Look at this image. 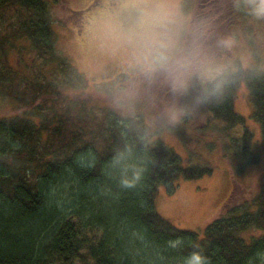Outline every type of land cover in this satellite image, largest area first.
<instances>
[{
    "label": "trees",
    "instance_id": "16d2710c",
    "mask_svg": "<svg viewBox=\"0 0 264 264\" xmlns=\"http://www.w3.org/2000/svg\"><path fill=\"white\" fill-rule=\"evenodd\" d=\"M234 2L191 16L198 44L208 47L207 35L228 26L238 5L251 7L250 0ZM191 6L180 1L185 13ZM54 21L48 0H0V264H181L194 246L209 264L258 260L264 234L252 229H264V177L250 197L233 182L202 232L163 217L155 198L162 184L174 190L180 178L213 171L197 142L218 144L233 175L260 160L234 98L244 82L264 136V71L234 59L205 81L196 111L171 94L169 73L156 79L163 70L135 86L118 73L89 88L57 47ZM172 105L186 112L176 124L165 115ZM164 130L180 139L185 158L161 139ZM118 153L152 159L136 188L122 189L114 178L109 165Z\"/></svg>",
    "mask_w": 264,
    "mask_h": 264
},
{
    "label": "rangeland",
    "instance_id": "374dc122",
    "mask_svg": "<svg viewBox=\"0 0 264 264\" xmlns=\"http://www.w3.org/2000/svg\"><path fill=\"white\" fill-rule=\"evenodd\" d=\"M48 1L55 18L53 28L58 34L57 47L85 74L89 88L98 81L114 79L118 73L132 77L129 82L134 86L148 74L156 75L162 70L163 75L155 77L163 80L169 73V67H161L154 57L145 59L141 55L147 37L161 32L177 38L168 65L174 59L184 57L187 49L189 52L202 51L208 57L206 63L197 65L179 98L188 99L187 104L191 109L195 108L194 111L200 103L199 96L205 81L232 67L234 59H238L244 66L251 65L264 71V18L253 17L242 4L232 11L228 26L224 22L217 33L207 35L211 44L204 47L189 32V27L193 25L191 21L194 23L190 14L192 15L197 0H191L189 13L181 11V0ZM234 1L236 5L238 0ZM145 5H159L169 15L171 22L160 28L154 27L149 20L141 27L139 13ZM224 41L230 43L225 46ZM145 73L144 77L141 76ZM0 104V108L4 106L3 103ZM234 108L244 116L246 125L252 130V148L259 153L260 160L247 166L243 172L233 175L218 144L207 149L203 141L197 142V149L213 166V171L198 178H180L174 183V190H168L167 185L162 184L155 198L158 213L178 227L202 232L205 225L221 211L233 182L245 186L246 195L250 197L257 191L264 177V136L259 124L251 116V103L244 82L236 88ZM160 137L182 158L186 157V149L174 133L164 130ZM252 231L256 235L264 234V229ZM76 264L82 263L78 261ZM251 264H264V253L259 254L258 260Z\"/></svg>",
    "mask_w": 264,
    "mask_h": 264
},
{
    "label": "clouds",
    "instance_id": "9594fccd",
    "mask_svg": "<svg viewBox=\"0 0 264 264\" xmlns=\"http://www.w3.org/2000/svg\"><path fill=\"white\" fill-rule=\"evenodd\" d=\"M250 15L255 18H264V0H250ZM140 25L143 27L145 21H151L154 27L163 28L170 23L167 13L157 6H143L140 9ZM230 43L224 41L225 46ZM177 38L167 32L152 33L144 43L141 53L145 59L154 57L161 66L168 65L170 53L176 47ZM208 61L207 55L202 51L188 52L184 57L175 61L169 68V84L173 93L181 94L187 87L188 80L197 69V65H202ZM219 85L215 89L219 90ZM186 114L185 110L177 105L170 106L166 112L169 123L176 124ZM152 159L147 155L143 157H133L127 153L115 155L109 165L118 185L122 189L136 188L144 179L148 166ZM181 264H209L208 257L198 247L182 258Z\"/></svg>",
    "mask_w": 264,
    "mask_h": 264
},
{
    "label": "flooded vegetation",
    "instance_id": "af4514ba",
    "mask_svg": "<svg viewBox=\"0 0 264 264\" xmlns=\"http://www.w3.org/2000/svg\"><path fill=\"white\" fill-rule=\"evenodd\" d=\"M219 1L220 0H197L196 7H193L190 18L192 16L193 18H197V20H199L201 17L204 18L209 15H214L218 11L217 5Z\"/></svg>",
    "mask_w": 264,
    "mask_h": 264
}]
</instances>
